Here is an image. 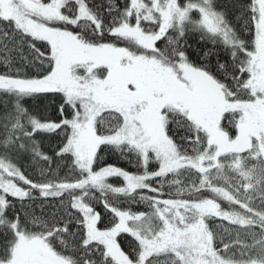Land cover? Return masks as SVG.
<instances>
[{
    "label": "snow or ice",
    "instance_id": "obj_1",
    "mask_svg": "<svg viewBox=\"0 0 264 264\" xmlns=\"http://www.w3.org/2000/svg\"><path fill=\"white\" fill-rule=\"evenodd\" d=\"M0 264H264V0H0Z\"/></svg>",
    "mask_w": 264,
    "mask_h": 264
},
{
    "label": "trees",
    "instance_id": "obj_2",
    "mask_svg": "<svg viewBox=\"0 0 264 264\" xmlns=\"http://www.w3.org/2000/svg\"><path fill=\"white\" fill-rule=\"evenodd\" d=\"M196 39L197 38L193 37L190 40V43L193 44V48L194 49H197L198 50V45L196 44ZM194 58H195V56H194ZM54 142L55 141L53 139L52 143H54ZM45 146L46 147L48 146V141L47 140L45 141ZM106 159H108L109 162L116 163L120 167L126 168V169H128L130 171H135L136 170L135 167L133 166V164H130L128 162V160H126L124 158H121V157H118V156H109V157H106ZM20 162H21V164L24 166V168L26 170H28L29 172H32L33 171L32 161L30 159L25 158V159H22ZM111 182L114 183V184L121 183V181L119 179H117V178H113ZM126 206H128V205H126ZM130 206L133 208V210H136V209L146 210V205H144L143 203H140V204H131Z\"/></svg>",
    "mask_w": 264,
    "mask_h": 264
}]
</instances>
